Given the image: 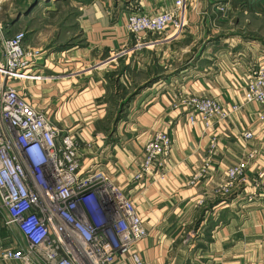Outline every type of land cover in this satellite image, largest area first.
<instances>
[{"label": "crops", "instance_id": "1", "mask_svg": "<svg viewBox=\"0 0 264 264\" xmlns=\"http://www.w3.org/2000/svg\"><path fill=\"white\" fill-rule=\"evenodd\" d=\"M37 1L23 45L39 50L30 70L40 78L11 84L76 138L82 167L99 162L132 200L147 230L135 246L143 263L264 264V203L255 185L258 172L264 173L263 109L243 99L250 73L264 67V0H223L230 25L223 34L205 15L218 1L186 0L182 30L174 36L169 26L164 37L149 45H167L190 34L203 39L196 59L154 78L122 109L118 84L129 82L137 70L132 54L141 37L126 30L127 16L162 11L174 0H22L17 14ZM177 93L208 96L238 108L205 129L172 107ZM162 130L171 138L165 167L151 178L135 179L144 143ZM246 132L249 138L243 137ZM211 140L215 146L209 152ZM248 153L246 183L221 195L226 169ZM4 217L0 210V251L25 242L16 226L4 224ZM0 264L21 263L0 257ZM121 264L128 260L122 258Z\"/></svg>", "mask_w": 264, "mask_h": 264}, {"label": "built area", "instance_id": "2", "mask_svg": "<svg viewBox=\"0 0 264 264\" xmlns=\"http://www.w3.org/2000/svg\"><path fill=\"white\" fill-rule=\"evenodd\" d=\"M1 1V0H0ZM186 0H174L166 9L150 13L131 12L125 28L138 37L163 33L169 26L182 28ZM24 34L1 37L0 47V210L4 224L16 226L25 238L19 247H5L0 257L21 264H144L135 248L147 236L132 200L102 169L99 162L81 166L76 138L53 124L17 91L12 82L38 80L31 72L39 50L23 45ZM246 102L262 107L264 119V67L250 73L243 92ZM173 108L183 109L190 123L200 121L205 129L226 119L238 108L223 106L212 97L174 95ZM246 132L243 137L249 138ZM215 146L211 140L209 152ZM171 138L155 131L143 145L142 161L135 179L151 178L165 167ZM252 158L226 169L221 195H230L247 181L245 169ZM204 163V170L207 167ZM202 170L193 178H198ZM264 176L259 171L255 185L264 203Z\"/></svg>", "mask_w": 264, "mask_h": 264}, {"label": "rangeland", "instance_id": "3", "mask_svg": "<svg viewBox=\"0 0 264 264\" xmlns=\"http://www.w3.org/2000/svg\"><path fill=\"white\" fill-rule=\"evenodd\" d=\"M20 1L22 2V0L0 1V47L1 37H8L19 32H22L25 36L28 33V26L31 25V22H28V19H31L32 17L30 13H32V8L39 4V2L37 1L28 9L19 10V14H17L18 11L15 8ZM216 1L218 2H216L215 6L208 10L205 15L207 14V17L210 18L212 23L215 22V26H217V33L223 34L225 31L230 29L228 22L229 19L226 17L228 14L227 4L225 5L223 0ZM234 17L236 16H233V18ZM43 18L48 20L47 16H43ZM223 19H226V21L223 22ZM181 30L182 28H178L173 35H177ZM163 33H147L144 34L143 37L141 35L138 39L139 43H136L138 45L135 47L132 54L135 56L134 59L136 61L137 70L131 73L129 82L126 81L118 84V88H121L122 95V101L120 104L121 109L123 108L122 106L126 105V103L131 100L140 89L144 88L146 84L150 83L154 78L163 76L165 72H174L183 64L188 65L196 59V53L199 51L201 44L203 43L202 38L196 39L194 36L184 32V37H180L177 41H173L169 44L167 43V45L163 44V46H161L160 44L154 47L149 45L151 40L156 38L161 39L164 37L162 36ZM122 66L123 65L114 68L111 76L117 72L119 73ZM150 76L152 77L148 81Z\"/></svg>", "mask_w": 264, "mask_h": 264}, {"label": "bare ground", "instance_id": "4", "mask_svg": "<svg viewBox=\"0 0 264 264\" xmlns=\"http://www.w3.org/2000/svg\"><path fill=\"white\" fill-rule=\"evenodd\" d=\"M42 1H43V0H42ZM42 1H41V2H42ZM40 6H41V5H40ZM39 8H40V7H39ZM21 21H22V20H21Z\"/></svg>", "mask_w": 264, "mask_h": 264}]
</instances>
